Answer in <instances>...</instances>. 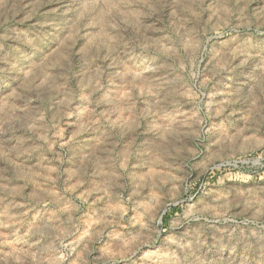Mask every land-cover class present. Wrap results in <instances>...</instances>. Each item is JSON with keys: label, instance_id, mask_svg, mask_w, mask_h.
<instances>
[{"label": "rangeland", "instance_id": "374dc122", "mask_svg": "<svg viewBox=\"0 0 264 264\" xmlns=\"http://www.w3.org/2000/svg\"><path fill=\"white\" fill-rule=\"evenodd\" d=\"M0 264H264V0H0Z\"/></svg>", "mask_w": 264, "mask_h": 264}]
</instances>
